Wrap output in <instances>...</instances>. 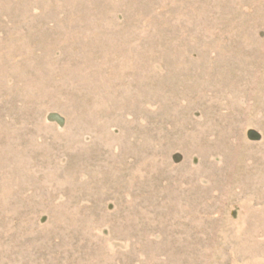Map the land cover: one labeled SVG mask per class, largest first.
I'll return each mask as SVG.
<instances>
[{
    "label": "rangeland",
    "instance_id": "obj_1",
    "mask_svg": "<svg viewBox=\"0 0 264 264\" xmlns=\"http://www.w3.org/2000/svg\"><path fill=\"white\" fill-rule=\"evenodd\" d=\"M0 264H264V0H0Z\"/></svg>",
    "mask_w": 264,
    "mask_h": 264
}]
</instances>
